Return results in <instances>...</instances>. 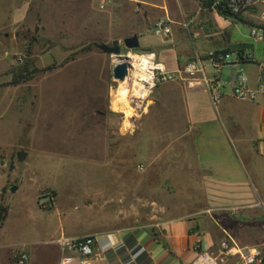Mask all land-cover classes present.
<instances>
[{"label":"crops","instance_id":"obj_1","mask_svg":"<svg viewBox=\"0 0 264 264\" xmlns=\"http://www.w3.org/2000/svg\"><path fill=\"white\" fill-rule=\"evenodd\" d=\"M207 1L0 0V16L14 24L41 16L46 27L51 20H72L80 37L102 32L107 45L136 36L140 54L154 53L168 71H175L196 56L204 58L230 44L249 43L250 36L239 24L255 26L264 11L259 5L236 20L206 6ZM97 16H105L100 31ZM161 19L169 20L171 33L167 37L151 33ZM154 37L159 39L154 41ZM255 48L256 60L263 61L264 50L261 56ZM231 59L228 56L226 61ZM238 68L224 67L222 82ZM244 68L254 87L258 67L247 64ZM222 91L225 95L217 107L201 86L188 88L184 82L161 85L153 93L151 110H158V117H168L159 132L169 133L167 146L162 148L165 142H160L154 148L167 149L158 152L160 164L168 165L167 179L176 191L182 188L177 193L184 197V204L169 206L168 212L176 215L149 225L111 227L96 221L86 224L84 215H72L61 220L59 235L41 238L44 228L40 226L31 228L28 241L13 243L8 240V205L0 225V264H16L12 258L16 251L28 254L26 264L50 260L59 264L56 241L62 235L95 238L90 264H191L198 251H216L223 240H232L242 248H264V96L250 102L233 97L228 87ZM101 177L95 181L96 197L108 195L112 188V175ZM7 183H0V196ZM12 187L10 184L9 190ZM49 189L55 192L56 201L47 211L57 212L59 193Z\"/></svg>","mask_w":264,"mask_h":264},{"label":"rangeland","instance_id":"obj_2","mask_svg":"<svg viewBox=\"0 0 264 264\" xmlns=\"http://www.w3.org/2000/svg\"><path fill=\"white\" fill-rule=\"evenodd\" d=\"M4 17L0 16V183H8L0 205L5 210L10 206L8 240L28 241L31 228L40 226L41 238L59 235L61 220L72 215L82 214L86 224L96 221L103 227L149 225L176 215L168 212L169 206L184 204V197L177 193L182 188L172 187L168 165L158 158L169 133L159 132L168 117L151 110L155 90L145 114L129 119L132 114L117 111L128 114L124 106L113 105L122 82L113 78L112 70L120 58L97 49L105 43L102 32L84 38L73 29L72 20H51L46 27L41 16L15 24ZM97 17L100 31L105 16ZM239 26L250 36L248 26ZM249 44L261 55L263 45L251 37ZM140 46H145L143 39ZM160 142H165L162 148L155 149ZM17 153L26 154L24 160L19 161ZM105 174L112 175V188L108 195L96 197L95 181ZM10 184L18 190H9ZM49 188L59 193L57 212L40 206L48 196L54 206L56 194Z\"/></svg>","mask_w":264,"mask_h":264},{"label":"built area","instance_id":"obj_3","mask_svg":"<svg viewBox=\"0 0 264 264\" xmlns=\"http://www.w3.org/2000/svg\"><path fill=\"white\" fill-rule=\"evenodd\" d=\"M259 5L264 7V0H214L210 7L213 10L222 8L233 15H242ZM151 33L159 37L169 36V20H158ZM250 37L264 47V11L259 14V22L250 28ZM133 55L141 58L136 65L131 58ZM228 56H232L230 61H226ZM122 59L130 66L127 79L131 83L132 91L127 102L132 115L129 119L141 116L153 91L158 86L171 82H184L188 88L201 86L210 95L214 107H217L224 97L222 90L225 87L230 88L233 97L243 101L253 102L259 96H264V60H256L251 50L230 52L226 57L214 53L204 58L196 56L175 71H168L154 53L140 54L129 51ZM247 64H256L258 67L257 84L254 87L250 86L244 68ZM226 66L239 68L222 82V70ZM120 114L124 116L123 112ZM139 169L142 170V167ZM48 197L46 202L40 204L43 209L53 207V199ZM56 242L60 250L59 264H90L95 246L93 236L69 238L62 235ZM12 258L16 264H26L29 260L24 251L14 252ZM191 264H264V248H242L232 240H223L216 251H198Z\"/></svg>","mask_w":264,"mask_h":264},{"label":"water","instance_id":"obj_4","mask_svg":"<svg viewBox=\"0 0 264 264\" xmlns=\"http://www.w3.org/2000/svg\"><path fill=\"white\" fill-rule=\"evenodd\" d=\"M97 49H99L103 54L116 56L120 58L119 62L114 65L112 74L116 81L124 82L128 78V70L130 68L128 62L123 60V55L121 54L122 49L129 51L137 50L139 48L138 38L132 36L124 39L122 42H113L111 45L98 44ZM254 46L249 43H233L230 44L228 48L215 52V55L226 57L230 52L234 51H244L253 50ZM26 154L17 153V158L19 161L24 160ZM11 191H15L16 188H11Z\"/></svg>","mask_w":264,"mask_h":264},{"label":"bare ground","instance_id":"obj_5","mask_svg":"<svg viewBox=\"0 0 264 264\" xmlns=\"http://www.w3.org/2000/svg\"><path fill=\"white\" fill-rule=\"evenodd\" d=\"M131 58H133V64H137L139 60H141L140 57L133 55ZM120 59H117L115 61L119 62ZM121 87L119 89V92L116 93V98H114L113 102L117 103L119 106H124V109L131 114V110L128 106L127 98L130 95V92L132 91L131 89V83L129 79H127L125 82H122ZM135 88V87H134ZM127 116V114H124Z\"/></svg>","mask_w":264,"mask_h":264},{"label":"trees","instance_id":"obj_6","mask_svg":"<svg viewBox=\"0 0 264 264\" xmlns=\"http://www.w3.org/2000/svg\"><path fill=\"white\" fill-rule=\"evenodd\" d=\"M214 2V0H208L205 5L210 7L212 5V3ZM216 11H218V13L220 15H222L223 17H226V18H232V19H236V20H239L242 18V16L240 15H233L231 14L228 10L226 9H222V8H217ZM133 53H139L138 50H133L132 51ZM238 52H243V51H238ZM29 78H22V79H17V80H14V84H18V83H21L22 81H25V80H28ZM5 216H6V210L0 205V225L1 223L4 221L5 219Z\"/></svg>","mask_w":264,"mask_h":264}]
</instances>
